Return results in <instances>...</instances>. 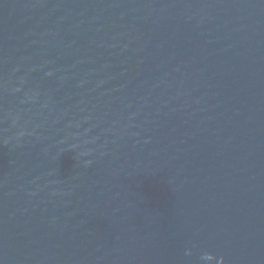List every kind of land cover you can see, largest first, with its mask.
<instances>
[{
    "label": "water",
    "instance_id": "obj_1",
    "mask_svg": "<svg viewBox=\"0 0 264 264\" xmlns=\"http://www.w3.org/2000/svg\"><path fill=\"white\" fill-rule=\"evenodd\" d=\"M0 264H264V0H0Z\"/></svg>",
    "mask_w": 264,
    "mask_h": 264
}]
</instances>
